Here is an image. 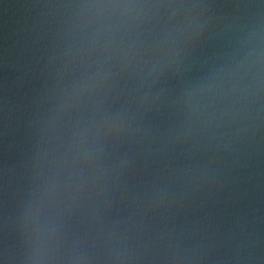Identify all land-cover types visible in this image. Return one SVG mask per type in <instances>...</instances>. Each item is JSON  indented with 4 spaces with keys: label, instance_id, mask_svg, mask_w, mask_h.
Returning <instances> with one entry per match:
<instances>
[{
    "label": "clouds",
    "instance_id": "clouds-1",
    "mask_svg": "<svg viewBox=\"0 0 264 264\" xmlns=\"http://www.w3.org/2000/svg\"><path fill=\"white\" fill-rule=\"evenodd\" d=\"M57 9V81L28 163L16 210L15 243L0 264H218L215 245L147 212L170 210L220 172L218 157L154 184L147 199L112 218L127 160L108 148L145 133L143 118L167 106L174 117L165 150L191 145L240 157L264 144V0L217 12L213 0H65ZM225 41L200 59L201 48ZM177 85L169 90V81ZM130 88L132 102L105 106ZM140 121V122H138ZM216 164V167H213ZM220 264H264L251 236H237Z\"/></svg>",
    "mask_w": 264,
    "mask_h": 264
},
{
    "label": "water",
    "instance_id": "water-1",
    "mask_svg": "<svg viewBox=\"0 0 264 264\" xmlns=\"http://www.w3.org/2000/svg\"><path fill=\"white\" fill-rule=\"evenodd\" d=\"M62 2L0 0V253L15 243L16 210L27 185L28 163L41 122L54 102L60 62L56 58L59 17L52 6ZM213 2L217 12L230 13L242 0ZM224 43L217 40L201 48L190 75L199 74V60ZM177 83L171 80L167 87L171 91ZM132 99L130 88L121 85L105 107L114 112L130 106ZM173 119L167 106L153 110L142 120L145 133L123 137L108 148L111 162L128 161L117 193L123 203L115 205L112 218L127 217L129 212L121 209L133 199L143 203L162 178L217 156L221 170L214 180L170 210L148 211L147 218L156 228L174 227L214 244L218 264L237 236H251L257 250H264V144L238 158L215 151L189 152L191 145L165 150Z\"/></svg>",
    "mask_w": 264,
    "mask_h": 264
}]
</instances>
